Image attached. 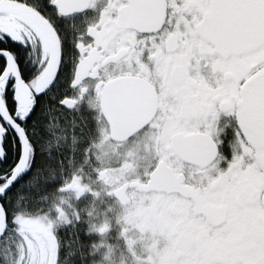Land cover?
I'll return each mask as SVG.
<instances>
[{
	"label": "snow or ice",
	"instance_id": "1",
	"mask_svg": "<svg viewBox=\"0 0 264 264\" xmlns=\"http://www.w3.org/2000/svg\"><path fill=\"white\" fill-rule=\"evenodd\" d=\"M118 249L264 264V0H0V264Z\"/></svg>",
	"mask_w": 264,
	"mask_h": 264
},
{
	"label": "flooded vegetation",
	"instance_id": "2",
	"mask_svg": "<svg viewBox=\"0 0 264 264\" xmlns=\"http://www.w3.org/2000/svg\"><path fill=\"white\" fill-rule=\"evenodd\" d=\"M167 183H168L167 179H166V178H162V180H161V187H166V186H167ZM166 207H167L166 204L163 205L162 208H161L159 211H164ZM112 243H113V244H118L119 241L113 239V240H112ZM137 251L139 252V248L137 249ZM119 252H120V250L118 249V250H117L116 257H115V260H116L117 264H131V262H132V258H131L130 256H128L127 253H124V254H123V257H122L121 254L118 255ZM65 260H66V259H65ZM64 263H65V261H64Z\"/></svg>",
	"mask_w": 264,
	"mask_h": 264
},
{
	"label": "rangeland",
	"instance_id": "3",
	"mask_svg": "<svg viewBox=\"0 0 264 264\" xmlns=\"http://www.w3.org/2000/svg\"><path fill=\"white\" fill-rule=\"evenodd\" d=\"M113 227H115V225H113ZM118 255H120V252H119V254ZM64 264H73V261H72V259H71V257L69 256L68 258H66V260H65V263Z\"/></svg>",
	"mask_w": 264,
	"mask_h": 264
}]
</instances>
